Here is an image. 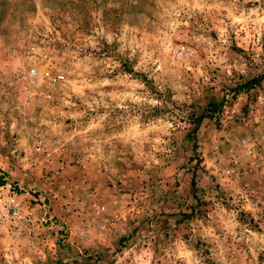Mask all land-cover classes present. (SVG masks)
Wrapping results in <instances>:
<instances>
[{
    "label": "rangeland",
    "instance_id": "374dc122",
    "mask_svg": "<svg viewBox=\"0 0 264 264\" xmlns=\"http://www.w3.org/2000/svg\"><path fill=\"white\" fill-rule=\"evenodd\" d=\"M11 192L0 264H264V0H0Z\"/></svg>",
    "mask_w": 264,
    "mask_h": 264
},
{
    "label": "built area",
    "instance_id": "2783aa9c",
    "mask_svg": "<svg viewBox=\"0 0 264 264\" xmlns=\"http://www.w3.org/2000/svg\"><path fill=\"white\" fill-rule=\"evenodd\" d=\"M32 73H36L33 71ZM45 76L48 80L55 82L61 78L59 74H52L49 71L45 72ZM18 195L14 192L8 194H1L0 196V227L7 231H14L19 233L23 231L22 223L20 219L23 218V221L26 223L29 218L22 216V207L19 203Z\"/></svg>",
    "mask_w": 264,
    "mask_h": 264
},
{
    "label": "trees",
    "instance_id": "16d2710c",
    "mask_svg": "<svg viewBox=\"0 0 264 264\" xmlns=\"http://www.w3.org/2000/svg\"><path fill=\"white\" fill-rule=\"evenodd\" d=\"M255 81V79L253 78V79H251V80H249V81H247V82H245V83H241L240 85H239V87H243V88H248V87H250L251 85H252V83ZM209 110H211V111H209ZM208 112L210 113V112H213V109H208ZM207 116V115H206ZM205 115H200L199 117H196V119H193L192 120V123H194V124H199L200 123V121H201V119L203 118V117H206Z\"/></svg>",
    "mask_w": 264,
    "mask_h": 264
}]
</instances>
